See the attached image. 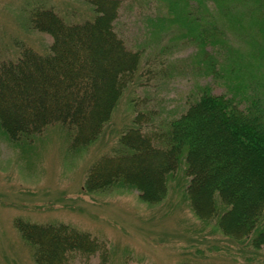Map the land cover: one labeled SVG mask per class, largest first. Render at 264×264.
Here are the masks:
<instances>
[{"label":"trees","instance_id":"trees-1","mask_svg":"<svg viewBox=\"0 0 264 264\" xmlns=\"http://www.w3.org/2000/svg\"><path fill=\"white\" fill-rule=\"evenodd\" d=\"M155 1L164 11L146 17L152 38L166 30L186 38L193 70L205 82L171 120L155 124L149 108L135 111L112 153L89 167L83 190L134 189L158 203L183 163L189 178L182 196L195 216L215 219L222 234L264 252V0ZM86 2L92 13L79 20L53 7L33 8L29 24L51 36L49 47L40 54L22 46L15 59H0V131L11 143L55 127L78 151L94 144L149 70L141 48L119 32L117 18L131 4ZM16 224L36 264L91 257L119 264L106 242L70 225Z\"/></svg>","mask_w":264,"mask_h":264},{"label":"rangeland","instance_id":"rangeland-1","mask_svg":"<svg viewBox=\"0 0 264 264\" xmlns=\"http://www.w3.org/2000/svg\"><path fill=\"white\" fill-rule=\"evenodd\" d=\"M123 4L131 7L117 18L119 32L130 47L141 48L149 70L122 97L98 141L78 151L65 129L49 127L41 137L17 144L0 131V264H36L18 221L64 223L88 232L112 247L119 264L263 263L262 249L225 236L212 226L215 219L195 216L182 196L189 178L183 163L169 175L167 194L158 203L143 201L134 189L83 190L89 167L112 153L135 111L149 108L155 124L171 120L205 82L193 70L194 47L186 38L173 39V30L152 38L146 17L164 11L155 0ZM37 6L53 7L72 20L92 13L86 0H0V59H15L22 46L40 54L47 50L51 36L31 28L28 20ZM98 261L77 258L72 264Z\"/></svg>","mask_w":264,"mask_h":264}]
</instances>
